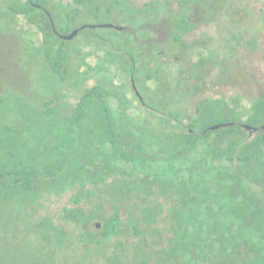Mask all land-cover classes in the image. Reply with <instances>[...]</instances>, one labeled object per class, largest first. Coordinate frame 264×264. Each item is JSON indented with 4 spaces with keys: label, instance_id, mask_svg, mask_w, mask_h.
Returning a JSON list of instances; mask_svg holds the SVG:
<instances>
[{
    "label": "trees",
    "instance_id": "trees-1",
    "mask_svg": "<svg viewBox=\"0 0 264 264\" xmlns=\"http://www.w3.org/2000/svg\"><path fill=\"white\" fill-rule=\"evenodd\" d=\"M191 1L182 0L181 3L186 6ZM217 1L210 0L207 4L206 23L219 27V21H222L221 27L230 29L228 32H221L223 43L227 47L235 33L231 30L238 23L230 18L233 12L230 3ZM33 2L42 7L38 8L27 0L32 13L26 9L16 11L29 14V22L43 35L49 67L62 81H68L71 77V64L66 39L55 33L49 17L50 11L43 0ZM91 2L94 1L77 0L79 4ZM160 5L159 0H152L139 7L128 2L125 9L123 4L118 8L128 24L162 23L167 26L168 14L160 19ZM224 7L228 12H224ZM115 9L108 8L110 13ZM218 11H221L220 20ZM182 20L177 19L178 22ZM115 29L120 33L119 38H106L109 44L106 50L111 52L108 53L111 65L105 70L109 71L112 79V76L121 79L128 74V80L131 76H134L135 81L138 79L137 86L145 103L133 88L132 78L129 86L141 104L136 106L134 101L128 100V106L134 109V113L124 107L112 106L110 96L113 94L101 85L94 83L84 88L71 107V121L78 126L80 136L77 150L72 151L67 146L63 160H52L48 164L44 160H38L35 153L27 154V147L22 145L25 140L21 139L23 142H20L13 133L0 134V196L9 195L5 203L14 201L17 204V201H21L25 205L28 201L37 202L47 191L60 193L68 190V187L74 188L79 180L83 184H99L107 176L99 178L94 171L89 170V166L93 167L94 160L97 159L104 162L110 174L124 170L127 174L124 181L127 187L125 186L124 191L130 198L133 192L142 195L139 199L141 211L149 214L145 219L147 223L141 224L139 213L136 212L140 209L132 208L128 235L133 242L125 245L120 243V251L107 258L109 264H115L116 259L121 264H264V88L259 89L260 95L254 99L249 109L241 112L237 109L242 96L223 93V97L208 96L198 101L193 113H185L183 107L176 104L177 99L183 106V99H193L199 92L218 91L219 85L230 83L227 79L234 67L232 49L227 47L222 57L224 59L219 60L217 48L212 45L210 47L213 42L207 38L208 49L205 56L201 57L202 64L191 68L192 74L196 75V82L190 81L187 85L175 78L167 84L164 82L165 78L169 80L167 67L159 65V72L153 75V67L149 65L151 59L141 54L140 45L143 43L127 39L123 29ZM73 30L75 29L70 28L65 32L58 29L62 34H69ZM53 37L61 40L62 44L56 46V39ZM124 51L129 55L125 56ZM134 60L137 65L133 63ZM121 63L124 68L120 67ZM218 64H221L222 74L213 86L206 77L212 66ZM202 65L206 68L200 69ZM148 79L155 81L147 85ZM234 90L235 87L232 92ZM219 92H224V88ZM227 97L235 104L228 106ZM4 101L5 93L0 91V103ZM151 101L154 107H161L158 102H162L161 108L168 110L169 114L150 110ZM112 111L119 113L123 121L118 123L115 119L117 115L113 116ZM44 112L46 115H53L46 108ZM222 113H228L229 118ZM90 116L93 125L87 129L83 122ZM185 119H190L189 123L185 124ZM218 123L228 125L210 129ZM243 123L253 128L252 134ZM34 137L40 139L37 135ZM16 140L18 142H13ZM39 143L43 158L47 150L42 142ZM7 147H13L15 151H9L8 155L5 152ZM21 148L25 152L19 155ZM155 156L158 157V162L167 164L168 169L162 167L153 170ZM150 168L151 174L148 173ZM129 176L135 177L138 185L132 184ZM68 180L71 181L69 186L65 185ZM157 192L170 201L165 216L170 223L166 229H160L157 223L152 222L158 221L157 215L163 208L157 209L154 198L152 203L144 201L148 193L155 195ZM81 199L77 198L76 202ZM101 203L103 202H95L96 209L106 213L110 202L108 201V206L98 207ZM65 211L67 218L80 222L78 209L66 208ZM105 213V229L94 234L89 231L87 223L84 226L87 232L81 238L88 252L99 251L104 256L108 246L112 245V240L119 236L122 225L118 214ZM151 222L154 228L150 232L148 224ZM150 238L152 246L146 249L145 245L147 246ZM128 249L140 250V260H126L123 255Z\"/></svg>",
    "mask_w": 264,
    "mask_h": 264
},
{
    "label": "rangeland",
    "instance_id": "rangeland-1",
    "mask_svg": "<svg viewBox=\"0 0 264 264\" xmlns=\"http://www.w3.org/2000/svg\"><path fill=\"white\" fill-rule=\"evenodd\" d=\"M93 1L88 4H79L77 0H43V3L55 17L56 27L65 32L70 28L77 29L84 25L116 23L120 26L127 24L128 20L123 17V13L119 12V8L111 13L108 10V6H113V0ZM126 1L139 7L152 0ZM159 1L161 2L160 19L169 13L177 12L178 14L181 10L179 0ZM220 1L230 3L231 11H233L230 18L238 23L232 30L241 31V28L244 30L242 40L239 39L241 41L238 40L235 47V49L238 47L239 55H246L249 48L247 40L251 35L256 36L257 43L254 50H250V57L245 62L246 66L238 62L237 69L232 70L227 80L233 83L219 85L218 89L224 88V92L218 90L196 93L193 99H187V101L183 99V106H181L182 102L179 103L177 99L176 104L183 107L185 113L188 111L193 113L198 101L208 96L223 97V93L242 96L243 99L239 102L240 107L237 109L241 112L249 109L254 99L260 95L259 89L264 88V0ZM209 2L210 0H204L205 4ZM123 8H126V3L123 4ZM24 9L32 13L27 0H0V36H4L1 33L7 30L13 32L9 36L12 38L14 56L11 62L0 66V90H4L1 88L2 84L7 87L4 91L5 101L0 103V134L13 133L20 142H23L21 139L25 140L26 142L22 145L27 147V154L35 153L38 155V160H44V163L48 164L52 160H63L67 146L72 151L77 150L80 136L78 126L71 121L73 118L71 107L84 88L94 83L101 85L113 94L110 96L112 106L124 107L132 113L134 109L128 106V100L134 101L136 106L141 104L137 101L134 90L129 86L128 69L126 71L128 75L121 79L113 78L114 80L110 78L109 71L105 70L111 65L109 61L111 52L106 50L109 46L106 38L107 40L110 37L119 38L118 30L110 27H85L74 37L66 39L71 77L68 81H62L48 65L42 33L29 22L28 13L16 11H24ZM223 10L228 12L226 7ZM219 23L222 26V21ZM203 26L211 28L208 31L212 35L211 45L221 51L222 57L227 47L233 49L235 42L227 43L226 47L223 43L224 37L218 35L214 24L204 23ZM221 26L219 28L222 32L230 30L223 29ZM253 28H255V34L252 33ZM250 33L252 34L249 35ZM53 38L56 39V46L62 44L61 40ZM220 65L212 66L207 74L206 79L213 83V86L222 74ZM201 68L205 69L206 66L202 65ZM236 74H239L238 77ZM154 81L155 79H148L147 85L153 84ZM164 82L171 83V79L165 78ZM232 85L235 87L233 92ZM227 99L228 106L235 104L228 97ZM44 108L53 115H46ZM112 114L117 115L115 119L118 123L123 121L116 111H112ZM223 114L229 118L228 113ZM245 118L244 115L243 119ZM92 123V116H90L83 122V126L89 129ZM35 135L40 139L34 137ZM30 137L34 138L29 139ZM17 140L13 142H18ZM39 142H42L44 149L47 150L43 158L40 154L41 144ZM5 149L8 155L9 151H15L13 147ZM23 150L24 148L20 149L19 155L25 152H22ZM26 157L29 158V155ZM153 160V170L162 167L168 169L167 164L157 161V156ZM94 161L95 164L93 167L89 166V170L94 171L99 178L107 176L104 181H99V184H83L79 180L74 188L68 187L66 188L68 190L65 189L66 191L60 193L47 191L37 202L28 201L25 205H22L21 201H17V204L14 201L5 203L9 195L0 196V264H109L107 258L120 251L118 250L120 243L125 245L133 242L128 235L132 208L140 209L136 212L139 213L141 224H144L149 216L147 211L146 214L141 211L139 199L142 195L133 192L131 198L128 197L124 191L125 186L127 187V183L124 184L127 174L123 169L110 174L104 162H99L97 159ZM148 173L151 174V168ZM129 177L132 184L138 183L135 177ZM69 182L71 181L68 180L62 185L69 186ZM81 193H83L82 197H80ZM77 198L82 199L76 202ZM144 198L146 203H152L154 198L157 209L163 208V211L157 215L158 221L152 222L157 223L160 229H166L170 223L165 217L170 206L169 199L158 192L155 195L148 193ZM99 201L103 203L98 204V207L108 206L109 201V210L106 213L108 215L118 214L122 222L120 234L112 240V245L108 246L105 256L99 251L88 252V248L81 239L84 232H87L84 227L87 223L89 231L94 234L101 233L105 229V212L97 211L95 206ZM66 208L78 209L81 215L80 222L76 223L67 218ZM152 222L148 224L150 232L154 228ZM94 225L99 226L96 229ZM150 243H153L151 238L147 246L145 245L146 249L152 246ZM123 256L126 260L133 262L135 258L140 260L141 252L138 249H128ZM115 264H121V262L116 259ZM122 264L125 263L122 262Z\"/></svg>",
    "mask_w": 264,
    "mask_h": 264
},
{
    "label": "flooded vegetation",
    "instance_id": "flooded-vegetation-1",
    "mask_svg": "<svg viewBox=\"0 0 264 264\" xmlns=\"http://www.w3.org/2000/svg\"><path fill=\"white\" fill-rule=\"evenodd\" d=\"M182 0H179L180 5V12L177 14V12L169 13V23L167 26H164L162 23L159 24H124L120 26H124L123 30L127 34V39H133L136 42L143 43L141 44V54L147 57L148 59H151L149 62V65L153 67V75H156L157 72H159V65L163 67H167L166 71L169 74V78L174 81L175 78H179L181 81H183L185 84H189L190 81L196 82V75L192 74L191 68L195 65H201V57L205 56L208 49L207 44V38L211 39L212 41V35L208 32L211 30V28H207L203 26L204 23H206L207 19V4L204 3V0H192L190 4L184 6L181 3ZM113 6L118 9L121 4L128 3L126 0H113L112 1ZM118 3V4H117ZM42 7V6H41ZM38 7V8H41ZM99 8V7H98ZM115 9V10H116ZM117 12V11H116ZM218 18L221 16V11L217 12ZM183 19L181 22H178L177 19ZM192 24V25H190ZM253 28V32L254 33ZM221 28L217 27L215 28V31L218 32V35L221 36ZM233 31V30H232ZM244 30L241 28V31L239 29L234 30V37L232 38V41L235 42L233 49H232V62L234 64L233 70L237 69V63L240 62V64H245L246 61L249 59V53L250 50H254V46L257 43L256 36L249 35L250 38L247 40L249 48L247 49V53L245 56H240L238 47L235 49L236 44L239 39L242 40L243 38V32ZM13 32L10 30H7L5 32H2L1 34L4 36H0V66L4 64H8L13 59V53H12V38H10V34ZM255 34V33H254ZM209 35V36H208ZM241 35V36H239ZM239 40V41H241ZM212 44V43H211ZM211 44L209 45L211 47ZM218 50V59H222V54L219 49ZM125 56H128L129 53L124 51ZM241 57V58H240ZM264 59V57H263ZM135 65V60L133 61ZM120 67L124 68L123 63L120 64ZM201 69V67H200ZM239 74H236V77H238ZM115 76L114 78H116ZM158 79V76H156ZM167 77V78H168ZM132 78V76H131ZM130 78V81H131ZM117 79V78H116ZM240 80V79H239ZM137 84L138 81L136 80ZM5 91L7 87L2 84L1 85ZM2 91V90H0ZM152 102V101H151ZM149 109L155 112H161L163 114H169L168 110L161 108L163 103L158 102V104L161 107H154L152 103H149ZM148 105V104H147ZM183 122L185 124L189 123V120ZM245 128L246 126H249L246 123L242 124Z\"/></svg>",
    "mask_w": 264,
    "mask_h": 264
},
{
    "label": "water",
    "instance_id": "water-1",
    "mask_svg": "<svg viewBox=\"0 0 264 264\" xmlns=\"http://www.w3.org/2000/svg\"><path fill=\"white\" fill-rule=\"evenodd\" d=\"M30 1L32 2V4H34V5L38 6V7H41V5H37V4H35V3L33 2V0H30ZM49 17H50V19H51L52 26H53V29H54L55 33H56L60 38H63V39H70V38L74 37L76 34L79 33V31H80L81 29H83V28H85V27H87V26H88V27H93V28H95V27H115V28H118V29H123V28H124V26H117V25H115L114 23H106V24H101V25H84V26H82L81 28H77V29L73 30V31H72L71 33H69V34H62L60 31H58V29H57V27H56V24H55V21H54L52 15H51V13H49ZM132 85H133V88L135 89L137 95L139 96L140 100H141L143 103H145V101H144V97H143V95L141 94V92H140V90H139V88H138V86H137V83H136V81H135V79H134V76H132ZM226 125H228V124H227V123H218V124H214V125H212V126L210 127V129H218V128H220V127H222V126H226ZM246 128L249 130L250 134H252L253 128H252L251 126H246ZM98 226H99V225H96L95 227L98 228Z\"/></svg>",
    "mask_w": 264,
    "mask_h": 264
}]
</instances>
